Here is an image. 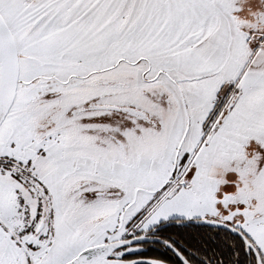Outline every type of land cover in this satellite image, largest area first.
<instances>
[{
  "label": "snow or ice",
  "instance_id": "snow-or-ice-1",
  "mask_svg": "<svg viewBox=\"0 0 264 264\" xmlns=\"http://www.w3.org/2000/svg\"><path fill=\"white\" fill-rule=\"evenodd\" d=\"M0 264H264V0H0Z\"/></svg>",
  "mask_w": 264,
  "mask_h": 264
}]
</instances>
